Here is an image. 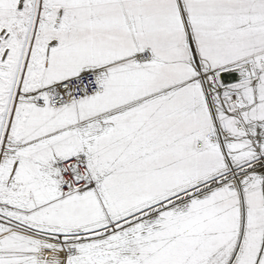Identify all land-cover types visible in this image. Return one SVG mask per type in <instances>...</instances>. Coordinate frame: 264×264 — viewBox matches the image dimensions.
<instances>
[{
	"label": "snow or ice",
	"instance_id": "6c2138e0",
	"mask_svg": "<svg viewBox=\"0 0 264 264\" xmlns=\"http://www.w3.org/2000/svg\"><path fill=\"white\" fill-rule=\"evenodd\" d=\"M0 264H264V0H0Z\"/></svg>",
	"mask_w": 264,
	"mask_h": 264
}]
</instances>
